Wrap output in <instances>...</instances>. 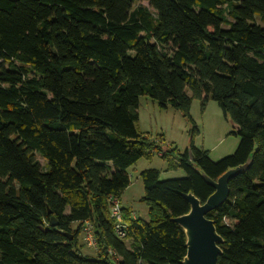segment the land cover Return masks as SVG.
Wrapping results in <instances>:
<instances>
[{
  "label": "trees",
  "instance_id": "trees-1",
  "mask_svg": "<svg viewBox=\"0 0 264 264\" xmlns=\"http://www.w3.org/2000/svg\"><path fill=\"white\" fill-rule=\"evenodd\" d=\"M141 95L190 122L184 153L137 131ZM209 98L239 137L218 161L193 145L191 101ZM154 153L186 176L142 170L148 219L122 207L119 238L107 198ZM249 157L206 214L217 264H264V0H0V264H182V193L203 203L201 173ZM86 222L95 256L79 248Z\"/></svg>",
  "mask_w": 264,
  "mask_h": 264
},
{
  "label": "rangeland",
  "instance_id": "rangeland-1",
  "mask_svg": "<svg viewBox=\"0 0 264 264\" xmlns=\"http://www.w3.org/2000/svg\"><path fill=\"white\" fill-rule=\"evenodd\" d=\"M141 3L147 5L146 2ZM137 112L136 129L138 132L152 139L162 136L163 144L176 147L180 153H184L189 146V130L192 125L179 111L170 107L162 109L156 101L146 95H141L138 98ZM189 114L198 130L193 137V145L196 149L207 151L212 161H218L233 154L239 143V137L233 134L235 130L230 119L223 115L214 100L209 98L202 106L200 100L192 99ZM37 159L44 164L42 158L37 157ZM145 169L158 170L161 180L183 178L186 173L180 168L167 170L166 163L156 153L149 159L140 158L127 168L130 183L123 193V204L135 211L140 219L147 221V206L141 200L143 184L139 176V173ZM84 237V234L80 232L78 242L81 252L87 256H95L98 250L97 243L93 246L89 245Z\"/></svg>",
  "mask_w": 264,
  "mask_h": 264
},
{
  "label": "water",
  "instance_id": "water-1",
  "mask_svg": "<svg viewBox=\"0 0 264 264\" xmlns=\"http://www.w3.org/2000/svg\"><path fill=\"white\" fill-rule=\"evenodd\" d=\"M249 164L250 157L245 163L228 168L216 180L201 173L206 184L213 188V192L203 203L190 192L182 193L189 204V210L171 219L182 228L186 238V253L182 264H217V258L221 253L220 244L223 240L216 231L214 221L207 218L206 214L226 200L229 179L247 169ZM50 221L51 226L56 225L54 218ZM65 235L71 239L70 235L66 233Z\"/></svg>",
  "mask_w": 264,
  "mask_h": 264
},
{
  "label": "built area",
  "instance_id": "built-area-1",
  "mask_svg": "<svg viewBox=\"0 0 264 264\" xmlns=\"http://www.w3.org/2000/svg\"><path fill=\"white\" fill-rule=\"evenodd\" d=\"M109 214L114 219V231L117 237L123 238L125 236L126 223L123 221L122 206L118 197L108 196ZM81 232L84 234V239L89 245H95L96 241L93 236L92 226L86 222L81 228Z\"/></svg>",
  "mask_w": 264,
  "mask_h": 264
},
{
  "label": "crops",
  "instance_id": "crops-1",
  "mask_svg": "<svg viewBox=\"0 0 264 264\" xmlns=\"http://www.w3.org/2000/svg\"><path fill=\"white\" fill-rule=\"evenodd\" d=\"M129 186V185H128ZM128 186L124 189V191L128 188ZM124 191L121 193V195L119 196V199H120V202H121V206L123 207V208H129L130 209V216H131V218H139L138 217V215H137V213L135 212V211H133L129 206H125L124 204H123V193H124Z\"/></svg>",
  "mask_w": 264,
  "mask_h": 264
}]
</instances>
